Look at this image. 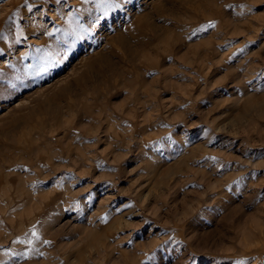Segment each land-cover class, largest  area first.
Segmentation results:
<instances>
[{
  "label": "rangeland",
  "instance_id": "obj_1",
  "mask_svg": "<svg viewBox=\"0 0 264 264\" xmlns=\"http://www.w3.org/2000/svg\"><path fill=\"white\" fill-rule=\"evenodd\" d=\"M0 264H264V0H0Z\"/></svg>",
  "mask_w": 264,
  "mask_h": 264
},
{
  "label": "bare ground",
  "instance_id": "obj_2",
  "mask_svg": "<svg viewBox=\"0 0 264 264\" xmlns=\"http://www.w3.org/2000/svg\"><path fill=\"white\" fill-rule=\"evenodd\" d=\"M69 31H71V30H69ZM124 42V41H123ZM125 43V42H124ZM123 47V46H122ZM132 48V47H131ZM124 49V48H123ZM127 49V48H126ZM129 49V48H128ZM132 50V49H131ZM127 51V50H126ZM129 52V51H128ZM126 54H127V52H126ZM129 54V53H128ZM110 63V62H109ZM108 64V63H107ZM8 88V87H7ZM43 203V202H42ZM47 203V202H46ZM46 205V204H45ZM43 206V205H42ZM41 207V206H40ZM47 208V207H46ZM32 211V210H31Z\"/></svg>",
  "mask_w": 264,
  "mask_h": 264
},
{
  "label": "snow or ice",
  "instance_id": "obj_3",
  "mask_svg": "<svg viewBox=\"0 0 264 264\" xmlns=\"http://www.w3.org/2000/svg\"><path fill=\"white\" fill-rule=\"evenodd\" d=\"M57 2H59V0H57ZM29 10H30V6H29ZM9 19L11 20L12 18L10 17ZM89 199H91V195L89 196Z\"/></svg>",
  "mask_w": 264,
  "mask_h": 264
}]
</instances>
